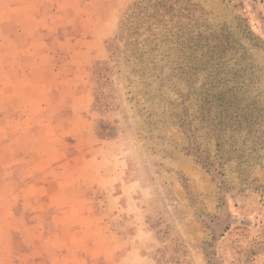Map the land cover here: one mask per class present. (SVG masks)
Returning <instances> with one entry per match:
<instances>
[{
	"label": "rangeland",
	"instance_id": "rangeland-1",
	"mask_svg": "<svg viewBox=\"0 0 264 264\" xmlns=\"http://www.w3.org/2000/svg\"><path fill=\"white\" fill-rule=\"evenodd\" d=\"M0 205V264H264V0H0Z\"/></svg>",
	"mask_w": 264,
	"mask_h": 264
},
{
	"label": "crops",
	"instance_id": "crops-1",
	"mask_svg": "<svg viewBox=\"0 0 264 264\" xmlns=\"http://www.w3.org/2000/svg\"><path fill=\"white\" fill-rule=\"evenodd\" d=\"M8 200H9V198H7L5 201H8ZM67 200H68V198L66 197L65 192L63 190L58 191L57 193H55V194L50 196V204H52L54 206H57L58 208H62V207H65V206H71L70 200L69 201H67ZM2 207L3 206L0 205V209ZM68 212L72 215L73 212H77V211L74 208L71 207V211L70 210H66L65 211V213H68ZM85 213H88V215H91L90 209L87 212H85ZM66 215H68V214H65L63 216H66ZM50 244L51 243H49V242H47V243L44 242V243L38 244L39 245L38 248L39 249H42V248H46L47 249ZM17 248H20V247L18 246ZM36 248H37V246H36ZM69 264H71V263H69Z\"/></svg>",
	"mask_w": 264,
	"mask_h": 264
}]
</instances>
